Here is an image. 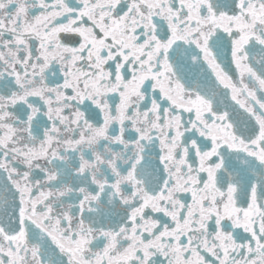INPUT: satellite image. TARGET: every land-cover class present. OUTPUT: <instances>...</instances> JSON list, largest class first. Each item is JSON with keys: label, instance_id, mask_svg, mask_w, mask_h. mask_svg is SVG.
<instances>
[{"label": "snow or ice", "instance_id": "snow-or-ice-1", "mask_svg": "<svg viewBox=\"0 0 264 264\" xmlns=\"http://www.w3.org/2000/svg\"><path fill=\"white\" fill-rule=\"evenodd\" d=\"M0 264H264V0H0Z\"/></svg>", "mask_w": 264, "mask_h": 264}]
</instances>
